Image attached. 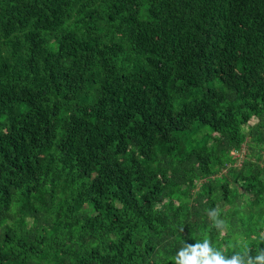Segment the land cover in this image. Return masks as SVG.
Here are the masks:
<instances>
[{
  "label": "trees",
  "instance_id": "1",
  "mask_svg": "<svg viewBox=\"0 0 264 264\" xmlns=\"http://www.w3.org/2000/svg\"><path fill=\"white\" fill-rule=\"evenodd\" d=\"M204 240L264 251V0H0V264Z\"/></svg>",
  "mask_w": 264,
  "mask_h": 264
},
{
  "label": "clouds",
  "instance_id": "2",
  "mask_svg": "<svg viewBox=\"0 0 264 264\" xmlns=\"http://www.w3.org/2000/svg\"><path fill=\"white\" fill-rule=\"evenodd\" d=\"M175 264H264V251L254 258L248 257L247 260L239 254L225 258L204 240L203 243L186 244L178 249Z\"/></svg>",
  "mask_w": 264,
  "mask_h": 264
},
{
  "label": "rangeland",
  "instance_id": "3",
  "mask_svg": "<svg viewBox=\"0 0 264 264\" xmlns=\"http://www.w3.org/2000/svg\"><path fill=\"white\" fill-rule=\"evenodd\" d=\"M242 118L243 120L247 121L249 119V115L248 114H242ZM237 135L239 136V133L236 132ZM240 137V136H239ZM244 150H242L241 152H239L238 154H243Z\"/></svg>",
  "mask_w": 264,
  "mask_h": 264
}]
</instances>
